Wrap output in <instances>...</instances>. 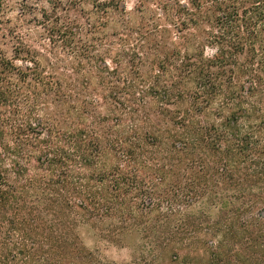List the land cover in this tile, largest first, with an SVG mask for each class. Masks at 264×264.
<instances>
[{"label": "trees", "instance_id": "16d2710c", "mask_svg": "<svg viewBox=\"0 0 264 264\" xmlns=\"http://www.w3.org/2000/svg\"><path fill=\"white\" fill-rule=\"evenodd\" d=\"M210 3L219 12L212 56L200 45L166 50L153 32H128L117 48L105 33L93 39L97 47L85 43L67 80L47 76L32 59L21 67L0 57V104L11 108L0 118V236L7 242L0 264H117L102 262L75 235L52 242L49 207L84 212L85 221L116 218L122 233L152 210L167 219L215 188L264 181V0ZM155 156L153 167L146 158ZM108 157L111 166L98 172ZM85 169L93 173L73 183ZM146 170L155 180L143 178ZM181 170L186 181L165 184ZM237 214L222 240L204 242L207 264H264V198ZM165 233L148 264L172 249L170 264L182 258L170 228Z\"/></svg>", "mask_w": 264, "mask_h": 264}, {"label": "rangeland", "instance_id": "374dc122", "mask_svg": "<svg viewBox=\"0 0 264 264\" xmlns=\"http://www.w3.org/2000/svg\"><path fill=\"white\" fill-rule=\"evenodd\" d=\"M210 2L211 0H0V57L10 59L21 67L33 64L30 61L32 59L43 68L42 71L47 76L56 73L54 76H62L67 80V74H72L69 68L77 63L74 58L80 53L77 50L85 43L90 42L88 46L97 47L96 44L100 41L93 39L105 33L108 40H114L113 46L117 48L118 36L128 32H153V40L155 38L159 46H165L166 50L180 47L191 52L200 45L208 56H212L215 51L208 40L219 12ZM124 19L129 22H123ZM249 58L246 51L240 56L244 63ZM10 111V104H0V118L9 116ZM169 126L173 132L179 130L173 124ZM146 159L153 167L159 165L157 156ZM102 162L96 167L98 172L111 166V157ZM67 166L72 169L74 162L67 160ZM247 167L249 165L243 166ZM92 170L85 169L83 174L74 173L72 182L77 183L78 177L83 175V179H87L89 173H93ZM183 174L181 170L170 175L165 184L169 186L183 183L186 181ZM143 178L155 180L150 170L143 172ZM91 183L93 187L96 185ZM94 189L105 191L108 183ZM229 195H235L237 199ZM261 198H264V181L244 182L230 189L225 186L215 188L189 205L182 204L178 208L179 212L167 219L161 215V211L148 210L149 214L136 220L138 224L129 226L122 233L116 218L92 216V219L85 221L82 217L84 212H75L69 208L56 211V208L49 207L46 219L52 227L51 231L47 229L46 236L54 242L58 238L69 239L75 235L79 243L93 251L105 263L148 264L161 249L162 238L167 233L164 232L170 228V235L167 236L174 237L182 257L178 264L183 261V264H207L210 251L204 242L210 243V239L214 237L218 241L222 240L225 225L230 223L231 216L239 215L237 213L247 208L253 200ZM139 202L137 199V203ZM261 206L263 205L260 204L259 208ZM11 212H4L7 218ZM134 219L136 218L130 222H134ZM217 229L220 232H216ZM4 238L0 236L1 258L6 252L3 248L7 246ZM15 243L14 239V247ZM173 250H169L156 264H170Z\"/></svg>", "mask_w": 264, "mask_h": 264}]
</instances>
